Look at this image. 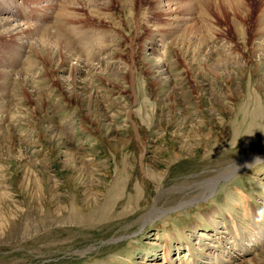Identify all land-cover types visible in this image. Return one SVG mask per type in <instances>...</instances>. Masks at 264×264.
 <instances>
[{
  "label": "rangeland",
  "instance_id": "obj_1",
  "mask_svg": "<svg viewBox=\"0 0 264 264\" xmlns=\"http://www.w3.org/2000/svg\"><path fill=\"white\" fill-rule=\"evenodd\" d=\"M4 19L0 264H264V0Z\"/></svg>",
  "mask_w": 264,
  "mask_h": 264
},
{
  "label": "bare ground",
  "instance_id": "obj_2",
  "mask_svg": "<svg viewBox=\"0 0 264 264\" xmlns=\"http://www.w3.org/2000/svg\"><path fill=\"white\" fill-rule=\"evenodd\" d=\"M12 20H10V19H4V21H2V22H0V28L2 27V26H4V25H7L8 24V22H11ZM16 27H14V29L13 30H16L17 28L19 29L21 26H17V25H15ZM23 27V26H22ZM26 27V26H25ZM47 30H50V29H45L44 30V32L45 31H47ZM214 183V182H213ZM213 183L210 181V182H207V183H205L204 184V186L206 185L208 188H210L211 186H213ZM206 194V193H205Z\"/></svg>",
  "mask_w": 264,
  "mask_h": 264
}]
</instances>
